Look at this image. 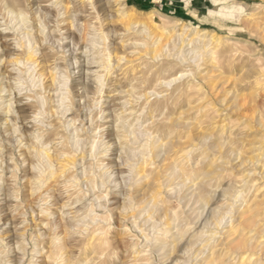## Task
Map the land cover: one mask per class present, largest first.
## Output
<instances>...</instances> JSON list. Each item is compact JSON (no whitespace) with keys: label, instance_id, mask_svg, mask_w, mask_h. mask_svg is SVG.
<instances>
[{"label":"rangeland","instance_id":"1","mask_svg":"<svg viewBox=\"0 0 264 264\" xmlns=\"http://www.w3.org/2000/svg\"><path fill=\"white\" fill-rule=\"evenodd\" d=\"M263 96L264 0H0V264H264Z\"/></svg>","mask_w":264,"mask_h":264},{"label":"bare ground","instance_id":"2","mask_svg":"<svg viewBox=\"0 0 264 264\" xmlns=\"http://www.w3.org/2000/svg\"><path fill=\"white\" fill-rule=\"evenodd\" d=\"M117 1V0H116ZM218 2V1H217ZM216 2V3H217ZM217 4H219V7L218 8H216V9H214V10H212V9H209V11H208V13H210V16L211 15H215V16H220V15H222L223 17H225V18H232L233 17V13L235 12V11H237L239 8H238V5L237 4H232L231 6H229V7H227V8H225V7H223V6H221L220 4L221 3H217ZM227 10V11H226ZM226 11V13H224ZM210 41V40H209ZM28 42V43H27ZM26 43L27 44H25L26 45V47H27V54H26V61H27V63H31V64H34V62H35V60L33 59V57H34V54H33V51L32 50H30L29 48V46H30V42L29 41H27ZM204 43V42H203ZM203 45H205V44H203ZM25 47V48H26ZM17 64V63H16ZM93 65V64H92ZM32 66V65H31ZM34 66V65H33ZM29 68H30V66H29ZM97 68V67H96ZM90 73V72H89ZM96 73V72H95ZM96 76V75H95ZM97 78V77H96ZM63 100V99H62ZM260 103H261V105H260ZM260 103H258L257 104V106H256V110H257V120H258V123H257V127H263L264 126V123H263V119H264V112H263V109H264V96L262 97V99H260ZM10 107V106H9ZM263 108V109H262ZM225 112V111H224ZM223 112V113H224ZM217 115V114H216ZM256 126V125H255ZM256 127V128H257ZM238 133V134H237ZM237 133H235V134H237V135H240V137L236 140V142H238L239 144H240V146H244V147H248V148H250V146L252 145V144H254V142H253V140L256 138V135L255 134H248L247 132H243V128L242 127H239L238 128V132ZM137 136V135H136ZM208 137H210V136H208ZM226 139V138H225ZM226 141V140H225ZM229 142V141H228ZM227 142V143H228ZM230 144V143H229ZM209 146V145H208ZM215 146H216V144H215ZM223 146V144H219L218 145V148L220 149V148H223L222 147ZM217 147V146H216ZM214 148V145L213 144H210V149H213ZM239 148H241L242 149V147H239ZM243 150V149H242ZM247 151V150H246ZM246 151H243V152H241L240 151V153H236V151H235V149H232V148H228V149H226V156L229 158V160H231L232 159V161L234 160V159H238V162L235 164V165H232L233 167L232 168H234V169H236V171L234 172V173H228V170L230 171L231 169H228V168H223L221 171H220V173H225V174H222V175H220V174H218V175H220L222 178H226V179H228V185H227V187H225L224 189H222V194L220 195L221 196V200L224 202L225 201V203L227 202H229V206L230 205H232V207H234V206H236V204L235 205H233L234 204V202H236L235 200H236V198H238L239 196L241 197V196H245V195H248L249 193H251L252 192V198L254 199V198H256L257 197V194H255V192H258V191H260V190H262L264 187V185L263 186H261L262 184H264V182L263 183H261L260 185H255L256 183V181L257 180H259V179H264V171L262 172L261 171V167L259 168V169H257V164H256V160H255V158H254V156H247V155H245L246 154ZM238 152V151H237ZM133 153V152H132ZM232 153H233V156H235V157H233L232 158ZM137 154V153H136ZM260 156H261V158H264V144H263V146L261 147V149H260ZM139 155H141V154H139ZM230 156H231V158H230ZM142 160H144V158L142 159ZM145 161V160H144ZM264 161V160H263ZM48 162H50V161H48ZM136 162V161H135ZM138 162H140V161H138ZM258 162V161H257ZM176 163V162H175ZM132 164V163H131ZM220 164V163H219ZM219 164H216V165H219ZM137 165V164H136ZM211 165V164H210ZM212 165H214V164H212ZM211 165V166H212ZM264 165V164H263ZM220 166H223L222 164L220 165ZM219 166V167H220ZM137 167H139V166H137ZM213 167V166H212ZM212 167H210V168H212ZM225 167V166H224ZM230 167V166H229ZM135 168V167H134ZM243 168H245V169H243ZM209 169V168H208ZM175 170V169H174ZM219 170V169H218ZM225 171V172H224ZM261 171V172H260ZM212 172V170H210V172L209 173H211ZM181 173V172H180ZM213 173H215V172H213ZM244 173V177H243V179H242V174ZM174 174V173H173ZM256 174H258V176H259V178H257V177H255L256 176ZM209 175V181H211V180H213L214 178V174H208ZM208 175H207V177H208ZM174 177V176H173ZM217 179V178H216ZM149 180V179H148ZM258 182V181H257ZM182 183V182H181ZM213 184V183H212ZM227 184V183H226ZM207 185V184H206ZM206 185H204V186H206ZM206 190V189H205ZM212 190V189H211ZM210 195V194H209ZM213 196H215V195H213ZM213 196H212V198H213ZM190 198V197H189ZM218 198H220V197H218ZM218 198H216V199H218ZM249 198V197H248ZM130 200V199H129ZM248 200V199H247ZM131 201V200H130ZM217 201V200H216ZM246 201V200H245ZM250 201H252V200H250ZM262 202V201H261ZM131 203V202H130ZM226 203V204H227ZM249 203V202H248ZM242 204H244L243 202H240L236 207H234V209H236V211H238V210H240V209H238L237 210V208H240V206L242 205ZM256 205H257V203H255ZM254 204V205H255ZM228 205V204H227ZM245 205V204H244ZM249 206V205H248ZM219 207V206H218ZM223 207V206H222ZM231 207V208H232ZM247 207V206H246ZM257 207V206H256ZM258 207H261L260 205L258 206ZM242 208V207H241ZM250 208H254V207H250ZM217 209V208H216ZM218 209H220V208H218ZM257 209H260V208H257ZM211 210V209H210ZM219 212V210L217 211V210H215V208L212 210V213H213V215H216V216H219L220 214V216H219V219L221 218L222 219V217H223V215H224V213L222 214V213H220L219 212V215H217V213ZM247 212H251V209H249L248 208V210L247 211H245V212H243V213H241L239 216V218L240 219H238V222H239V220H241V218H243L244 219V221H248L249 222V220L251 219L250 217H248L247 215L245 216V214H248ZM258 212H261V211H258ZM234 213H235V210H234ZM237 213V212H236ZM235 213V214H236ZM256 213V212H255ZM253 214V213H252ZM259 215H260V213H258ZM208 215V214H207ZM237 215V214H236ZM235 215V216H236ZM249 215V214H248ZM258 215V217H259V219H260V216ZM263 215V214H262ZM140 216V215H139ZM198 216V215H197ZM222 216V217H221ZM208 218V217H207ZM206 218V219H207ZM210 218V217H209ZM212 218V217H211ZM234 218V217H233ZM236 218V217H235ZM263 218H264V216H263ZM263 218H261L262 220H263ZM205 219V220H206ZM213 219V218H212ZM212 219H211V221H212ZM216 220H218V219H216ZM253 221H254V219H252ZM236 221V220H235ZM234 221V222H235ZM261 221V220H260ZM204 223H202V222H200V223H202V225L203 226H206L209 222H208V220H206V221H203ZM208 222V223H207ZM233 222V221H232ZM257 222H259L258 220H257ZM219 223H221V221H216L215 223H213V225H218ZM244 223V222H243ZM246 223V222H245ZM244 223V224H245ZM230 224H231V222H230ZM229 224V225H230ZM250 224V223H249ZM253 224V223H252ZM251 224V225H252ZM153 225V224H152ZM209 225V224H208ZM234 225H235V223H234ZM239 225H240V223H239ZM250 225V226H251ZM257 225V224H256ZM258 225H259V223H258ZM154 226V225H153ZM232 226V225H231ZM245 226V225H244ZM248 226V225H247ZM247 226H245V227H247ZM252 227V226H251ZM250 227V228H251ZM238 228V227H237ZM263 228V227H262ZM242 229V228H241ZM216 230V229H215ZM223 230V229H222ZM227 230V229H226ZM226 230H224L223 232H225ZM234 230H236V229H234ZM264 230V229H263ZM220 231V230H219ZM228 231V230H227ZM241 231V230H240ZM243 231V230H242ZM261 231V230H260ZM212 233V232H211ZM222 233V232H221ZM242 233V232H241ZM202 234V233H201ZM200 234V235H201ZM232 234H235V232H233V231H229L227 234H225V239H226V241H225V244H228V246L230 245L231 247H234V250H235V252L239 249L240 250V248H242V247H245V245H246V248L248 247L247 245L248 244H251V240H250V242L247 244H245V238L243 237V238H241L240 236V240L239 239H237L236 238V240L235 239H232L231 237H232ZM206 236V235H205ZM213 236V235H212ZM216 236V235H215ZM248 236V235H247ZM222 238V236L220 235L219 237H218V239H221ZM235 237V236H234ZM246 237V236H245ZM251 237V236H250ZM207 238H208V235H207ZM206 238V239H207ZM223 238V239H224ZM231 238V239H230ZM212 239V237H210L209 239H207V240H205V242H207L208 243V241H210ZM241 239H243V240H241ZM246 240H248V239H246ZM249 241V240H248ZM189 242H192V241H189ZM195 242L196 241H194L193 243L195 244ZM204 242V243H205ZM256 242V241H255ZM203 243V244H204ZM212 243H214V246H216L215 244H217V243H219V241L217 242V240L215 241V240H213V242ZM221 243V242H220ZM188 244H191V243H188ZM199 244H201V243H199ZM201 245V247L199 248V250H198V252H200L201 251V254H202V252H204V253H206L205 251H204V248L202 249V247L204 246V245ZM256 244V243H255ZM193 245V244H192ZM222 245H223V247H224V244L222 243ZM214 246H212V247H214ZM250 246V245H249ZM217 247H218V245H217ZM216 247V248H217ZM235 247H237V249H235ZM251 247V246H250ZM220 248V247H219ZM245 248V250H247L248 251V249H246ZM254 248H257V247H254ZM253 248V249H254ZM259 248V247H258ZM181 249V248H180ZM243 249V248H242ZM215 249H213V251H214ZM226 250V249H225ZM251 250V249H250ZM249 250V251H250ZM258 250V249H257ZM211 251V250H210ZM227 251V250H226ZM226 251H225V253H223V257L222 258H225L224 256V254H226ZM240 251H242V250H240ZM239 251V252H240ZM200 254V253H199ZM243 254V253H242ZM240 255L241 257H239L240 258V260L242 261V259H244V257H243V255ZM248 255V254H247ZM227 256V255H226ZM245 256V255H244ZM221 257V256H220ZM234 259H236V256L234 255V256H231V258L229 259V261L230 260H234ZM223 260V259H222ZM226 261V260H225ZM228 261V260H227ZM214 262V261H213ZM237 262V261H236ZM222 263V262H221ZM245 263V262H244ZM201 264V263H200ZM203 264V263H202ZM204 264H206V263H204ZM215 264V263H214ZM227 264V263H226ZM234 264V263H233ZM241 264V263H240ZM243 264V263H242Z\"/></svg>","mask_w":264,"mask_h":264}]
</instances>
